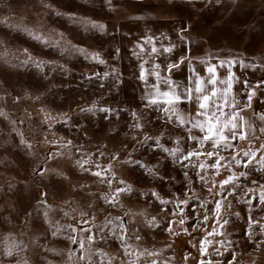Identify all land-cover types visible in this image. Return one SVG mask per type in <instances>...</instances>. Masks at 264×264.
<instances>
[{"label": "rangeland", "instance_id": "374dc122", "mask_svg": "<svg viewBox=\"0 0 264 264\" xmlns=\"http://www.w3.org/2000/svg\"><path fill=\"white\" fill-rule=\"evenodd\" d=\"M82 21L103 24L105 30ZM181 27L185 33L179 32ZM263 27L264 0H110V5L107 0H0V110L6 114L0 116V264H66L69 249L74 250L73 264H264V203L260 199L264 193V164L260 163L264 157V133L260 131L264 127V66L259 55L264 51L260 45ZM147 37H152L159 51L161 45L175 47L170 54H151ZM45 41H60V47ZM71 45L89 54L100 53L106 63L62 51ZM136 45H144L139 59L132 55ZM116 48L120 49L119 59L114 58ZM182 54L186 59L181 63ZM29 55L45 62L43 70L32 63L22 64ZM212 57L250 65L239 63L237 68L235 113L240 121L235 131L243 139L239 134L233 138L226 130L222 131L226 139L221 134L209 136L207 128L202 130L191 117L189 62ZM144 61L146 80H140L139 64ZM172 62L179 67L169 70L167 65ZM154 64L160 65L159 78L152 72ZM112 67L121 78L118 90L113 87L114 74L103 80L94 75L111 73ZM173 90L180 99L172 97L169 102L163 93ZM251 91L255 95L250 107H245ZM14 96L19 98L15 102ZM221 97L225 104L226 96L222 93ZM93 102L97 111L80 112V107H90ZM105 107L119 112L98 111ZM132 111L142 129L130 127ZM46 113L51 120L46 121ZM65 113L67 123L60 118ZM222 118L225 125L226 116ZM142 131L159 137L162 147L153 142L137 144L144 139ZM21 132L34 144L35 156L20 144ZM190 135L208 138L201 147ZM67 141L73 142L70 148H61ZM122 145L127 150L120 151V160L131 153L141 163L112 161L115 179L106 174L113 181L110 187L101 183L105 177L93 173L100 170L97 164L106 169L109 154ZM58 149L64 155L50 161L49 167L64 172L70 180L55 175L34 177L32 168ZM100 151L105 155L100 156ZM249 151L253 155L245 157ZM189 152L194 154L189 156ZM87 153L92 162L84 164L88 171H82L75 160ZM234 158L242 166L235 165ZM241 172L247 175L239 176ZM233 173L237 179L230 183L235 186L223 185L221 194V182ZM121 180L132 191L120 193L112 204L117 195L114 190L125 186ZM74 183L86 187H74ZM38 185L46 186L39 192L41 199L47 192L46 204L36 199ZM153 191L160 199L140 194ZM161 200L169 202L161 204ZM217 202L222 205L219 215L228 221L226 225L217 224ZM48 205H52L48 211L54 224L51 228L44 218ZM61 207L69 213L67 217ZM81 209L88 215L81 217ZM153 219L155 223H151ZM252 221L254 235L249 240L245 236ZM121 222L128 228L126 243L131 255L117 238ZM99 225H106L102 232L96 227ZM58 227L60 233L53 236ZM69 233L83 240V250L79 243L65 238ZM90 235L94 237L91 242ZM13 241L18 250L8 258L4 248Z\"/></svg>", "mask_w": 264, "mask_h": 264}, {"label": "snow or ice", "instance_id": "6c2138e0", "mask_svg": "<svg viewBox=\"0 0 264 264\" xmlns=\"http://www.w3.org/2000/svg\"><path fill=\"white\" fill-rule=\"evenodd\" d=\"M107 2L109 3L110 5V0H107ZM220 0H215V3H219ZM57 15H59V13H57ZM6 19V18H5ZM82 22H85V23H90L91 24V27L92 28H95V29H98L99 31L101 32H104L105 30V26L103 24H97L96 22H91V21H82ZM19 27V26H17ZM179 32L180 33H185L186 32V29L181 27L179 29ZM30 35H32V33H29ZM34 38L36 39H40L39 36H35ZM180 39L181 41L183 42V40L185 39V37L182 35L180 36ZM46 44L48 43H51L53 46H56V47H60V41H55V42H50V41H45ZM146 43L147 44H152V47H151V54H157V55H162L163 53H171L173 48L175 47L174 44H169L168 46H163L161 45V48H162V51H159L157 49V47L155 46V44H153V41H152V37H147L146 38ZM189 43H191V38L189 37ZM261 46H264V40L261 41L260 43ZM202 46V45H201ZM136 48H139L140 51L137 52L136 51ZM27 51V50H25ZM62 51H67L69 54H71L72 52H79L81 54H83L85 56V59H91V60H94L96 62H98L99 64H105V60L101 58L100 56V53L98 52H94V53H91L89 54L87 52L86 49L82 48V47H79L77 45H71V47L69 48H63ZM115 52H116V56L114 58L116 59H119V54H120V49L119 48H116L115 49ZM144 53V45H136L133 49V52H132V55L134 56H137V58L139 59ZM208 55H212L211 53H208ZM216 56H219V53H216L215 54ZM260 57H261V61H262V66H264V51H262L261 53H259ZM186 59V57L182 54L181 57H180V62H184V60ZM147 61H144V62H141L139 64V79L140 80H146V75H145V63ZM242 66L244 67H249L250 65H246L244 64V62L242 60L238 61ZM29 63H32L35 67L37 68H40L41 70H43V67H44V64L45 62L44 61H36L34 59H32V57L29 55V58L22 61V64H29ZM190 63L189 62V66H190ZM225 63H228L229 65H231L232 61H225V60H221L220 61V65L223 66ZM63 67V66H61ZM179 67V63L177 62H172V63H169L167 65V68L170 70L172 68H178ZM215 65L213 66H210L207 68V72L208 73H214L215 71ZM160 68V65L159 64H154L153 66V69H152V72L155 73V75L157 76V78H159L160 76V73L158 71V69ZM55 70V69H54ZM66 70V69H65ZM114 74V75H112ZM98 79H107L110 75H112V80H113V87L116 88L117 90L119 89V85H120V75H119V71L118 69H116L115 67H112L111 68V73L109 71H105L104 73H95L94 74ZM234 79V77H233ZM169 81L166 80L165 83H168ZM211 82L213 84H215L216 80H215V77L213 76L212 77V80ZM103 85H101L102 87ZM228 89H231L232 87V84L231 82H228V85H227ZM6 91V89H5ZM201 87H200V83L199 81H197L196 83V87H195V92L196 93H201ZM27 95V93H26ZM190 95V94H189ZM213 95H215V89H213ZM255 95V91H251L248 93V102L249 103H246L244 106L245 107H250V101L252 100V97ZM163 96L165 97H169V102H171V98L172 97H175V99H180L179 95H176L175 91L173 90L172 93H169V92H164L163 93ZM0 99H3V97H0ZM19 98L18 97H13V100L14 102L16 100H18ZM36 99H39V97H36ZM197 99L199 100V97H197ZM202 99L203 101H208L209 100V96L208 95H203L202 96ZM154 102V101H153ZM199 107L200 109H204L205 108V104L204 103H200L199 104ZM237 107H239V105H237ZM80 112H88V113H93L95 111H97V105L95 102L92 103V105L90 107H80ZM40 111H44V109L42 108ZM98 111L100 112H103L105 114H107L108 112H112L114 115H117L119 110L118 109H112L110 107H105V108H100L98 109ZM132 117H133V120H134V123L132 125H130V127H133V128H136V129H142V124L139 122V118L137 117V114L132 111L129 113ZM6 114L0 110V116H5ZM62 120H64V122H68V115L65 113V114H62L61 117H60ZM45 119L46 121H49L51 120L52 118L46 113L45 114ZM261 119H264V116L261 117ZM231 123V127L232 129H237L239 127L238 123H233L231 121H226L225 122V127ZM51 123L49 122V127H51ZM197 126V125H194V127ZM199 127H201V129L203 130V127L204 125L203 124H200L198 125ZM220 133H221V138L222 139H226L225 137H223L222 135V129L218 130ZM260 131L262 133H264V127H262L260 129ZM207 133L208 135H212L213 133V125L211 123L208 124L207 126ZM141 134L143 135L144 139L143 140H137V144L143 146L144 144L146 143H149V142H153V143H156L158 146L162 147V145H160V138L159 137H153L151 135H148L146 132H141ZM239 133L236 132V131H233L232 132V137L235 138ZM19 135L21 136V140H20V144L23 145L27 151H28V154L30 156H35L36 155V152L34 150V144L32 142H30L29 140H27L23 133H19ZM241 139L244 138L243 134H239ZM189 138L191 140H194V141H198V143L201 145V147H203L204 145V142L205 140L208 138L207 136L202 138V139H199L195 136H189ZM133 139L135 140L136 137L133 136ZM46 143H56V141H46ZM72 141H67L66 143L64 144H61V148H65V147H69L72 145ZM227 147H231V145H226ZM262 147H264V145H262ZM121 150H127V145H122L121 146V149H118L117 151H114L112 153H110V157H111V160L109 162V165L108 167L105 169V168H102L99 164H97V168H99L100 170L93 173L96 177L100 178V177H105V178H102L101 179V183H108L109 186L111 187L112 185V180H109V179H106V174H111L113 179H115V173L113 171V163L112 161H115L116 163H119V164H140L141 162L138 161V160H135L133 159L132 157V154L131 153H128V155L125 157V159L123 160H120L119 159V155H120V151ZM137 149L135 147H133L132 151L135 152ZM163 151L166 152V153H170V150L167 149V148H163ZM69 156L71 157L72 156V153L71 151L69 150ZM194 153L192 152H189L188 155L191 156L193 155ZM208 156H212L213 155V152H207L206 153ZM64 155V152L61 151V150H57L55 152H52V153H49L45 156H43V158L39 161V163L37 165H35L33 168H32V173L34 175V177L38 178V179H45V178H50L51 176L55 175L57 178L63 180V181H69L70 180V177L65 174L64 172H61L59 171L57 168L55 167H49V162L50 161H55L58 157H62ZM99 155L100 156H104L105 155V152L104 151H100L99 152ZM245 157H250L253 155V152L252 151H249V152H245L244 153ZM178 159V158H177ZM92 160H91V153H87L85 155L84 158L82 159H79V160H75V165H78L80 170L82 171H88V169H86L84 167V164L85 163H91ZM234 163L235 165H238V166H242V161L238 158H234ZM260 163L261 164H264V157H262L260 159ZM217 165H219V160H217ZM144 168H146L149 172V174H152V170L149 169L147 167V165H143ZM247 173L246 172H241L239 173V176H246ZM185 177L187 178V172H185ZM162 179V177H161ZM201 179H203V177H201ZM237 179V175L236 173H233L232 175L228 176L227 179H225L224 181L221 182L222 184V187L220 189V192L221 194L223 193V191L225 190L223 188V185H229V186H235L234 183H230V182H234L235 180ZM119 183L121 184H124L125 186L123 188H119L117 187L114 191L117 195L113 196L112 199H111V203L112 204H115L117 201H118V198H119V194L122 193V192H131L132 191V188L130 185H127V183L123 180L119 181ZM74 187H79L81 189L85 188L86 185H83V184H78V183H74L73 185ZM38 195L36 197L37 201L39 203H41L42 205L43 204H46L47 202V192H44V198L41 199L40 195H39V192L42 188L46 187V186H43V185H38ZM142 195H145V196H148V195H151L153 197H156L157 199H160L159 197V193L157 192H151V193H148V192H143V193H140ZM260 199L262 201V203H264V193H261V196H260ZM104 200L106 203L109 202V197L107 195L104 196ZM169 201H164V200H161V204H165V203H168ZM65 204L69 203L68 201H64ZM182 203H185L187 204V200H184L182 201ZM89 207H92V205L90 204ZM222 207L221 203L220 202H217L216 203V206H215V211L217 212V215H218V220H217V224L218 225H221V221L223 222V225H226L228 223L227 220H224L223 216L219 215V210L220 208ZM52 208V205H48V207L45 209L44 211V218L45 220L48 221L49 223V227H53L54 224L51 220L48 219V211ZM61 211H64L63 207L60 208ZM72 211H75V209H72ZM251 211V209H250ZM26 215H31L30 212L26 213ZM69 215V213L67 211H64V216L67 217ZM80 215L81 217H85L88 215L87 212H85L83 209H81L80 211ZM126 215H128L126 213ZM238 215V214H237ZM186 218V217H185ZM207 214H205L204 216V219L207 220ZM93 220L95 219V217L92 218ZM119 219V218H118ZM184 222V219L181 220V223ZM151 223H155L154 219ZM252 223H255V221H252L248 224V228H247V234L245 236L246 239H249L251 240L253 235H254V231H253V228H252ZM55 224H59V221H56ZM106 225H99V226H96L98 227V229L102 232L104 230ZM222 226V225H221ZM118 227L120 228V233L117 235V238L121 240V243L124 245V250H125V253L126 254H129L131 255V253L128 252V245L126 243V234L128 232V228L125 224H123V222H121ZM69 228H71V225H69ZM261 228L264 229V225H261ZM215 231V230H214ZM169 232L171 234V229H169ZM60 233V228H56V231H53L52 232V235L53 236H56ZM115 235V233H114ZM66 239H68L71 243L73 244H76V243H79L80 244V248L81 250H83L84 248V245H83V240H78L76 236H73L71 235L70 233L66 235L65 237ZM87 239L89 240V242L93 241L94 240V237L93 236H88ZM136 239H140L139 235H136ZM204 243H208L207 240H204ZM261 244H264V242H261ZM256 246H259V245H256ZM18 250L17 248V244L15 241L11 242L10 244H7L4 248V252L3 254L8 257V258H11L14 253ZM54 251V250H53ZM201 253H203L205 251V249L203 247H201L200 249ZM69 252V256H68V261L66 262V264H73L72 262V256L74 255V250L72 249H69L68 250ZM79 259H83V257H77V260ZM89 260H90V256H89ZM234 260H235V257H234ZM17 264H21V262L17 261ZM23 264H27V261L23 262ZM49 264H51V262H49ZM129 264H136L135 261H130ZM152 264H155V261L152 262ZM201 264H205L204 261H201ZM210 264V262H209ZM238 264V262H237Z\"/></svg>", "mask_w": 264, "mask_h": 264}, {"label": "crops", "instance_id": "0c3cea01", "mask_svg": "<svg viewBox=\"0 0 264 264\" xmlns=\"http://www.w3.org/2000/svg\"><path fill=\"white\" fill-rule=\"evenodd\" d=\"M264 30V27H263ZM220 59L218 57H212L209 60H194L188 65V93L190 103H191V117L194 122L203 124L207 128L208 124L213 125V133L211 136L217 137V134H221L218 130H226V134H232L236 129H232L231 123L226 127L222 121L224 119L221 117L226 116V121H231L233 123H238L240 118L236 115V90L238 83V66L239 60H225L232 61L231 65L225 63L223 66L220 65ZM215 65L214 73H208L207 68ZM215 77V84L211 82L212 77ZM234 77V79H233ZM199 81L201 87V93L195 92L196 83ZM228 82H231L232 87L228 89ZM213 89H215V95H213ZM224 94V98L221 94ZM208 95L209 100L203 101L202 96ZM199 97V100L197 99ZM222 98V102L220 100ZM204 103L205 108L200 109L199 104ZM221 106L223 109L221 110ZM223 114V115H222ZM222 128H221V127Z\"/></svg>", "mask_w": 264, "mask_h": 264}, {"label": "water", "instance_id": "95a60500", "mask_svg": "<svg viewBox=\"0 0 264 264\" xmlns=\"http://www.w3.org/2000/svg\"><path fill=\"white\" fill-rule=\"evenodd\" d=\"M263 89H264V84H263Z\"/></svg>", "mask_w": 264, "mask_h": 264}]
</instances>
